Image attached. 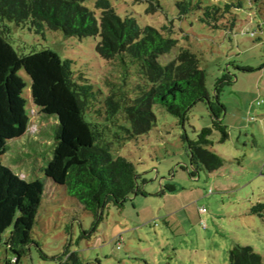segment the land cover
I'll use <instances>...</instances> for the list:
<instances>
[{
    "label": "rangeland",
    "instance_id": "rangeland-1",
    "mask_svg": "<svg viewBox=\"0 0 264 264\" xmlns=\"http://www.w3.org/2000/svg\"><path fill=\"white\" fill-rule=\"evenodd\" d=\"M159 1L162 8L150 11L146 0H110L118 14L133 15L140 25L173 26L177 45L159 57L161 63L181 46L196 53L209 96L215 97L218 88L225 105L228 138L219 141L220 133L213 130V143L207 146L223 158V165L196 171L186 150L183 134L196 140L200 129L211 124L204 101L195 103L183 124L155 104L152 128L113 151L133 162L144 194L130 195L121 209L110 205L92 231V215L44 174L52 151L43 145L40 131L52 137L55 116L42 117L32 100L30 78L21 70L29 134L42 144H23V136L11 139L0 159L26 180L40 179L44 196L32 232L40 245L30 243L20 264H60L65 249L76 250L83 264H228L229 249L238 243L252 246L264 264V216L251 211L264 203V8L245 4L237 9L234 25L218 28L201 21L198 9L180 16L176 0ZM83 4L99 15L95 0ZM3 24L19 54L50 48L72 59V69L99 86L103 96L119 86V66L96 52L100 36L79 38L59 30L38 34L10 21ZM0 255L11 257L3 248Z\"/></svg>",
    "mask_w": 264,
    "mask_h": 264
},
{
    "label": "trees",
    "instance_id": "trees-1",
    "mask_svg": "<svg viewBox=\"0 0 264 264\" xmlns=\"http://www.w3.org/2000/svg\"><path fill=\"white\" fill-rule=\"evenodd\" d=\"M84 1L0 0V22L27 26L38 34L59 30L79 38L100 36L96 52L113 61L122 73L119 86L103 96L99 86L72 69V59L62 58L50 48L19 54L8 40V29L0 25V157L11 139L23 136V144H42L29 134L30 116L22 94L26 82L20 74L24 70L42 117L55 116L52 137L40 131V137L46 138L43 145L52 151L44 174L92 215L94 231L110 205L121 209L130 195L144 194L133 162L114 156L113 151L126 139L152 128L155 104L174 114L181 124L195 103L207 104L211 124L200 129L196 140L183 134L196 171L204 168L210 172L223 165V158L207 146L213 143V130L220 133L219 141H225L228 129L222 120L225 105L219 89L215 97L209 96L206 72L196 53L181 46L167 63L159 61L177 45L169 22L159 28L140 25L135 16L118 14L110 0H95L97 16ZM146 1L150 2L147 10L162 8L159 0ZM245 4L264 8V0L175 1L178 15L198 9L201 21L218 28L234 25L237 9ZM168 189L175 187L169 185ZM43 196L40 179L26 180L0 159V249L11 253L10 258L0 255V264H20L30 243L40 245L32 232ZM251 211L264 216V203L258 202ZM228 254V264H262L261 255L250 245L235 244ZM60 264L83 262L76 250L65 249Z\"/></svg>",
    "mask_w": 264,
    "mask_h": 264
},
{
    "label": "built area",
    "instance_id": "built-area-1",
    "mask_svg": "<svg viewBox=\"0 0 264 264\" xmlns=\"http://www.w3.org/2000/svg\"><path fill=\"white\" fill-rule=\"evenodd\" d=\"M204 210H205L204 208L201 209V211H204Z\"/></svg>",
    "mask_w": 264,
    "mask_h": 264
}]
</instances>
